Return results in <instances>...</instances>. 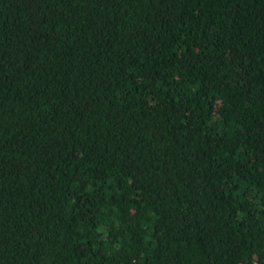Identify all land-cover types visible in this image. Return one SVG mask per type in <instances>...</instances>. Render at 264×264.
<instances>
[{"label":"trees","instance_id":"16d2710c","mask_svg":"<svg viewBox=\"0 0 264 264\" xmlns=\"http://www.w3.org/2000/svg\"><path fill=\"white\" fill-rule=\"evenodd\" d=\"M0 264H264V0H0Z\"/></svg>","mask_w":264,"mask_h":264}]
</instances>
